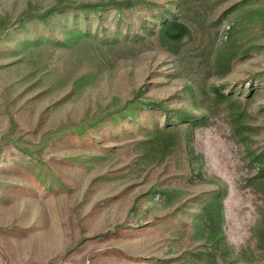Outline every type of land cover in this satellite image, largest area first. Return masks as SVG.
Masks as SVG:
<instances>
[{"label": "rangeland", "instance_id": "1", "mask_svg": "<svg viewBox=\"0 0 264 264\" xmlns=\"http://www.w3.org/2000/svg\"><path fill=\"white\" fill-rule=\"evenodd\" d=\"M261 160L264 0H0V264H264Z\"/></svg>", "mask_w": 264, "mask_h": 264}, {"label": "trees", "instance_id": "2", "mask_svg": "<svg viewBox=\"0 0 264 264\" xmlns=\"http://www.w3.org/2000/svg\"><path fill=\"white\" fill-rule=\"evenodd\" d=\"M87 8H90V7L82 5V6H80V11L83 12L84 14H86L85 12H86V10H88ZM92 11H98V10L96 8H94ZM78 27H79V25H78ZM162 29H164L167 33H169L170 37H177V36L181 35L184 31L187 30V28L183 24L177 22L174 19L163 21L162 22ZM87 35H88V32H87ZM194 123H196V122H194ZM252 157L254 158L253 160H256V159H259L260 156H257L255 154ZM261 165L262 166H260V167H261V170L263 172L264 161H262V160H261ZM212 201H209L204 208V210L208 213V215L211 212V209H212L213 204H214Z\"/></svg>", "mask_w": 264, "mask_h": 264}]
</instances>
